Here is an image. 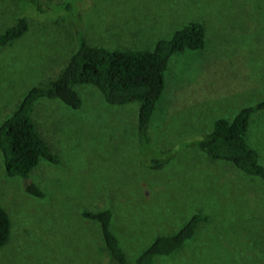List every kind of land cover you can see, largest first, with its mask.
<instances>
[{
    "label": "rangeland",
    "instance_id": "374dc122",
    "mask_svg": "<svg viewBox=\"0 0 264 264\" xmlns=\"http://www.w3.org/2000/svg\"><path fill=\"white\" fill-rule=\"evenodd\" d=\"M79 9L86 42L113 50L154 47L192 21L206 26L207 45L201 53L188 51L172 59L162 108L151 128L156 148H171L182 139L205 133L215 117L233 118L241 109L264 100V0H82ZM252 9L258 16L252 17ZM36 10L21 13L14 0H0V34L19 14H26L29 23L27 37L0 48V115L14 107L36 76L45 82L53 79L64 55L76 44L68 24L49 20L58 10L64 11L59 14L65 18L66 13L72 16L63 5L53 11ZM82 86L86 103L81 121L79 112L60 102L46 103L34 113L39 129L61 155L59 165L43 163L33 170L30 181L44 197L29 194L26 180L7 177L0 155V204L11 219L8 243L0 248V264H107L102 260L100 226L83 212L115 207L128 192L127 185H136L140 204L126 217L115 210L112 226L129 263H135L138 255H134L158 233H174L192 211L201 208L210 219L200 226L192 243L198 247V256L183 254L156 263L264 264L261 179L228 162L214 163L186 150L143 180L142 172L147 170L138 166L135 127L134 134L130 130L137 122L133 108L136 105L138 111L140 103L107 108L99 91ZM86 111L91 114L87 116ZM117 112H131V117L125 120ZM69 118L79 125L68 128ZM248 139L264 164V111L252 115ZM178 164H186L184 171ZM180 173L183 176L176 184ZM136 194L129 193L132 206L138 203ZM166 204L170 205L165 211L159 209Z\"/></svg>",
    "mask_w": 264,
    "mask_h": 264
},
{
    "label": "trees",
    "instance_id": "16d2710c",
    "mask_svg": "<svg viewBox=\"0 0 264 264\" xmlns=\"http://www.w3.org/2000/svg\"><path fill=\"white\" fill-rule=\"evenodd\" d=\"M14 1L18 4L19 12L26 14L34 9L41 12L53 11L56 7L63 5V9L71 12V17L66 12V18L61 16L59 13L64 11L58 10L59 13L56 16L47 19L59 24H68L75 33L74 38L77 37L76 44L68 51V54L64 55L65 59H62L63 62L59 65V72L56 71L58 74L46 82L36 76L33 86L30 85L27 90L24 89L18 101L14 103V107L0 115V120H3L0 123V155L5 174L9 178L17 177L26 180V191L29 194L37 197L45 195L35 182L30 181L33 170L43 163L49 165L61 163V155L49 144L39 129L34 113L46 103L60 102L66 109L79 112L81 121L84 119L82 111L86 103L80 92L82 85H91L97 92L99 91L103 97L102 104L107 108H118L133 102L140 103L138 111L136 105L133 108L132 115L135 116V120L137 113L136 126L135 123L131 128L129 123L127 125L133 134L135 127L136 132L133 137H135L138 166L147 170V173L142 172L143 180H147L150 171H157L171 165L180 158L183 151L190 150L193 154L203 155L214 163L215 161L228 162L246 175L259 178L264 182V164L261 163L258 151L250 145L248 139L252 115L264 111V100L241 109L233 118L215 117L211 130L182 139L171 148L153 146L151 128L162 108L172 59L188 51L204 50L207 45L206 26L192 21L175 31L170 38L158 40L156 44L154 43V47L149 45L145 50H113L86 42L80 28L82 15L79 8L82 0H62L57 3L43 0ZM251 11L252 17L258 16L256 10ZM26 14H19V19L0 34V48L15 44L25 34L26 37L28 36L29 23ZM58 111L59 109L55 107L54 112ZM89 111H86L87 116L91 114ZM117 113L125 120L131 117V112ZM77 125L79 124L69 118L68 128H74ZM130 143L131 140L127 144ZM185 165L178 164L176 167L179 166L184 171ZM182 176L183 173L178 174L176 184L179 182L177 179ZM127 190L129 193H137L135 196H138L139 200L135 206H132L134 200L129 197L128 192H125L113 208L83 212L85 218L97 222L100 226L103 239H101L103 244L100 247H102L101 254L104 256L102 260H107V264H133L129 263L128 253L124 250L112 226L116 216L115 210L121 211V215L125 214L126 217L140 204V194L136 191L138 190L136 185H127ZM118 195L114 197V201L117 200ZM109 196L111 197V189ZM123 202L128 204L124 207ZM169 205H162L159 209L164 208L163 211H165ZM196 210L191 212L183 226L174 233L170 235L158 233L155 238L148 241L141 252L134 255V257L138 255L134 259V264H158L156 263L158 259L164 262V259H178L183 254L198 256V247H192V243L197 240L200 226L206 225L210 218L204 215L201 208ZM10 231V216L0 204V248L8 243ZM204 252H208L207 249Z\"/></svg>",
    "mask_w": 264,
    "mask_h": 264
},
{
    "label": "flooded vegetation",
    "instance_id": "af4514ba",
    "mask_svg": "<svg viewBox=\"0 0 264 264\" xmlns=\"http://www.w3.org/2000/svg\"><path fill=\"white\" fill-rule=\"evenodd\" d=\"M87 123V122H86ZM86 123H84V126H86Z\"/></svg>",
    "mask_w": 264,
    "mask_h": 264
}]
</instances>
